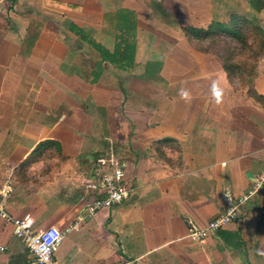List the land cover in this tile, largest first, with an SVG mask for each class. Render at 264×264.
Masks as SVG:
<instances>
[{
	"label": "crops",
	"instance_id": "0c3cea01",
	"mask_svg": "<svg viewBox=\"0 0 264 264\" xmlns=\"http://www.w3.org/2000/svg\"><path fill=\"white\" fill-rule=\"evenodd\" d=\"M260 1L255 10L252 0H0V202L30 219L33 231L85 215L55 250L58 264H264V185L253 188L264 170V46L243 85L217 51L182 31L248 12L264 42ZM60 15L111 52L124 51L122 31L133 32L134 66L101 60L70 30L72 43L62 42L71 62L61 68ZM90 61L93 88L82 76ZM61 70L77 97L60 115L53 104ZM79 87L87 95L76 94ZM12 119L24 123L12 127ZM163 138L175 141V166L156 142ZM46 140L57 146L25 164ZM115 151L129 162L130 194L88 216L84 208L102 194L95 163ZM244 195L234 221L202 240L189 237L187 220L203 228ZM0 264H35L1 218Z\"/></svg>",
	"mask_w": 264,
	"mask_h": 264
},
{
	"label": "built area",
	"instance_id": "2783aa9c",
	"mask_svg": "<svg viewBox=\"0 0 264 264\" xmlns=\"http://www.w3.org/2000/svg\"><path fill=\"white\" fill-rule=\"evenodd\" d=\"M119 151H115L110 158H99L95 163V172L98 176L101 196H97L88 204L84 211L88 216H93L101 209H108L123 199L127 198L130 190L127 187L129 179V162ZM264 185V170L259 173L254 190ZM247 196L235 198L228 202L225 211L217 217L211 219L203 228H197L190 224L189 237L194 240H202L207 237L209 231L216 230L234 221L238 216V209ZM85 217L80 215L74 223L68 224L64 228L55 225L48 226L41 231L32 230L30 219L16 217L7 211L0 202V218L5 222L11 223L15 237L20 239L32 255L35 264H58L54 258V253L64 236L79 226V221Z\"/></svg>",
	"mask_w": 264,
	"mask_h": 264
},
{
	"label": "rangeland",
	"instance_id": "374dc122",
	"mask_svg": "<svg viewBox=\"0 0 264 264\" xmlns=\"http://www.w3.org/2000/svg\"><path fill=\"white\" fill-rule=\"evenodd\" d=\"M19 12L21 9H18ZM121 10H119L118 13H120ZM31 13L34 14V10H31ZM117 13V15H118ZM121 15V14H120ZM118 15V16H120ZM246 17H248V12L244 14ZM62 15H60V20L61 22H59L58 24V27H59V33H60V40H59V51H57V53L60 52L59 56H60V61H61V68H62V64L63 65H66L64 63H66L65 59L67 57L66 55V45L62 42V41H66L67 44H71L72 43V40L71 41H68L67 39V34L68 33H71L73 31L70 32L71 28H70V23L65 20L64 17H61ZM230 16V15H229ZM250 20L253 21L252 18H250ZM213 22H221V21H213ZM124 27L127 28V30L129 31L130 28L132 27L131 26H125L123 25ZM35 25L33 22H30L29 21V29H28V32L30 33H34L36 30H35ZM113 27V26H112ZM114 28V27H113ZM134 28V26H133ZM109 29H111L109 27ZM243 29L245 30L244 31V34L245 35V39L247 38V45H243V43L241 42H236L234 43L233 42V46H234V53H239L238 55H236L234 57V63L235 65L238 67V71H237V75L235 77L229 75V77L232 79L234 78H237L238 80H240V82L243 84L245 81L249 80L250 78H252L253 75H255V65L258 61V58H259V55L261 53V50L263 49H260V44H261V37L259 36V33H258V30L255 26H252V25H244L243 26ZM50 32V30H49ZM84 32V31H83ZM51 33V32H50ZM133 33V32H132ZM129 34L128 32H123L122 31V36L119 38L120 42L117 41V43H119V45L121 47H124L125 49V53L129 55V57H131L130 60H128L129 62L133 59V47L131 44H129V40L131 39L132 41L134 40V36L133 34ZM52 34V33H51ZM88 37H90L88 34H86ZM130 37V38H129ZM29 38V37H28ZM91 38V37H90ZM85 41V40H84ZM263 41V40H262ZM27 42V40H26ZM86 43V42H85ZM87 44V43H86ZM50 45H53V42L50 41V43L48 41H44V46L45 47H50ZM88 45V44H87ZM89 46V45H88ZM68 47V46H67ZM222 46L221 45H217L215 43L213 44H205V49H211V50H214L215 52L216 51H222ZM1 55H0V60H1ZM62 60L64 61V63L62 62ZM88 60H86L87 62ZM71 62L70 59H68L67 57V63ZM93 62L90 61L89 64H85V71L82 72V76L84 78H87V80L89 81V87L93 88L94 87V84L97 83V79H98V75H97V72L96 69H97V66H90ZM131 64H132V67L134 66V61L132 60L131 61ZM130 67V68H132ZM66 74L61 70L59 72V82H60V88H59V93L57 94L58 96V100L57 102L59 104H53V106L56 108L58 107L59 108V114L61 115L64 110H65V105L66 104H63L66 102V99L69 97V96H72V91L71 89H74L77 84H70V81H68V77L65 76ZM127 77L123 76L121 77L120 79V84H124V81L126 80ZM106 84V83H105ZM246 83H244L243 85H245ZM120 86V85H119ZM89 92V89H85L83 87H79L76 89V94H78L79 96H85L87 95V93ZM93 93V92H92ZM99 93V92H98ZM75 97H77V95H73ZM73 98V97H72ZM69 99V98H68ZM73 105H76V104H73ZM43 106V105H41ZM52 105H49L47 107H51ZM85 104H80V107L81 108H84ZM42 108V107H41ZM45 108V107H44ZM42 111V109H41ZM44 111V109H43ZM17 113V111H15ZM20 112H21V109H20ZM42 117H44V114H40ZM112 113L111 115H109V118L112 117ZM114 118L117 117V115H114L113 116ZM63 117L60 119L62 120ZM13 121L12 122H9L7 120V123L9 125H11L12 127H14L15 125L16 126H19V124H23L24 123V120H17V119H12ZM44 121H50V120H44ZM118 125V124H117ZM111 126V125H110ZM174 143H169V144H165V145H160V148H162L163 146L165 147H168L170 149V153L172 155V158H169L170 159V162H172L171 165L175 166L179 160H180V156L179 158L177 159L178 157V152L176 151V147L173 146ZM12 145V144H11ZM110 146V145H108ZM107 148V147H106ZM119 149L122 150L121 147H119ZM48 155V154H46ZM164 156V155H163ZM47 159V158H46Z\"/></svg>",
	"mask_w": 264,
	"mask_h": 264
},
{
	"label": "trees",
	"instance_id": "16d2710c",
	"mask_svg": "<svg viewBox=\"0 0 264 264\" xmlns=\"http://www.w3.org/2000/svg\"><path fill=\"white\" fill-rule=\"evenodd\" d=\"M257 1V2H256ZM251 6L255 10L262 9L263 3L260 0H252ZM252 20L248 19L244 14L233 12L230 14L229 19L223 22H211L207 27H194V26H185L182 28L184 35L190 40L198 44L199 47L204 46L205 44H219L222 47V51H217L219 57L223 61V68L226 70L228 75L235 77L237 75L238 67L234 63V57L239 53H234L235 49L233 42H241L243 45H247V38L245 39L244 34V25L254 26ZM71 31H73L77 36L82 40H85L88 44L91 45L100 55L101 60L108 61L115 66L123 69H130L132 67L131 59L128 54L124 51H118V47H115L114 51L111 52L101 46L99 43L95 42L92 38L88 37L85 32L78 26L70 24ZM258 33L261 34V29L257 28ZM197 46V47H198ZM264 46V42L261 40L260 49ZM263 51V49L261 50ZM250 94L255 98L259 99V96L256 95L252 90ZM157 144L165 145L175 142L173 139L163 138L156 141ZM52 144H56L53 140H46L41 142L34 151L30 153L27 159L24 161L25 164L34 162L36 157H39L41 152L46 148H49ZM57 146V144H56ZM24 165V164H23Z\"/></svg>",
	"mask_w": 264,
	"mask_h": 264
}]
</instances>
